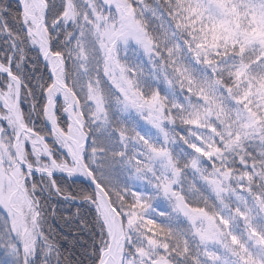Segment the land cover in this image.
<instances>
[{
	"label": "snow or ice",
	"instance_id": "6c2138e0",
	"mask_svg": "<svg viewBox=\"0 0 264 264\" xmlns=\"http://www.w3.org/2000/svg\"><path fill=\"white\" fill-rule=\"evenodd\" d=\"M0 264H264V0H0Z\"/></svg>",
	"mask_w": 264,
	"mask_h": 264
}]
</instances>
